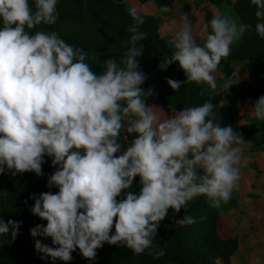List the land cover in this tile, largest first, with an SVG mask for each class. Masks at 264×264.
<instances>
[{
    "label": "clouds",
    "instance_id": "obj_1",
    "mask_svg": "<svg viewBox=\"0 0 264 264\" xmlns=\"http://www.w3.org/2000/svg\"><path fill=\"white\" fill-rule=\"evenodd\" d=\"M251 3L262 18L255 30L264 37V0ZM57 4L35 0L33 10L29 0H0V172L7 168L42 174L45 154L58 165L47 183L59 190L31 194V212L47 223L35 225L30 233L51 237L56 245L36 239L42 259L69 261L78 247L94 260L105 242L123 243L136 254L147 249L159 258L165 249L157 248L152 238L169 208L179 212L200 195L213 206L231 197L240 178V149L235 145L242 138L231 125L216 121L211 100L175 109L164 119L155 105L146 103L153 90L141 87L146 76L137 57L144 49L137 42L147 33L139 30L144 19L135 8L129 10L134 23L127 28L131 36L125 54L107 58L104 69L96 72L86 62L87 53L56 31H26L54 24ZM249 27L214 14L205 22L211 31L200 44L183 15L173 33L175 51L159 67L178 61L186 80L168 78V84L178 90L187 81H206L216 89L213 71ZM234 82L228 78L222 87L227 90ZM251 112L264 120V95L253 102ZM121 129L136 134L123 151ZM137 175L139 192L128 191L118 200ZM195 222L184 212L174 225ZM21 223L0 217V236L10 232L15 239Z\"/></svg>",
    "mask_w": 264,
    "mask_h": 264
},
{
    "label": "trees",
    "instance_id": "obj_2",
    "mask_svg": "<svg viewBox=\"0 0 264 264\" xmlns=\"http://www.w3.org/2000/svg\"><path fill=\"white\" fill-rule=\"evenodd\" d=\"M146 3L149 0H139ZM179 0H153L158 8L168 10ZM201 2L203 0H200ZM219 8L227 7L238 23L249 24L245 33L240 37L238 45L231 47L227 57H222L217 68L224 74L222 79L232 76L235 64L245 65L248 73L247 80L236 81L226 90L217 81L215 94H209L205 85L196 81H187L180 89H173L167 82L168 78L181 81L186 80V74L179 62H173L166 69H161L159 63L166 55L174 51L172 44L160 32L164 20L155 14L138 13L144 19L139 30L147 33V37L137 42V47L143 46L144 51L137 57L139 69L146 79L141 85L144 90L151 88L152 95L146 103L162 107L170 111L184 107L202 104L211 100L215 105L216 121L222 126H235V104L251 97L255 101L264 95V37L255 30V25L262 18L255 15L257 6L251 0H209ZM197 2V0H195ZM30 7L35 9V0H29ZM58 19L54 24H39L26 31L34 34L38 30L56 31L67 43L83 49L87 53L86 62L93 71L104 69L103 62L109 57L120 59L129 46L131 33L128 26L134 23L130 15L132 7L124 0H58ZM214 15L205 14L204 22H209ZM224 16V15H222ZM211 31L210 28L206 29ZM204 42V41H203ZM221 79V80H222ZM226 102V104L221 103ZM165 106V107H163ZM252 131L259 134L256 143H264V120L254 118ZM259 123V124H258ZM135 133H128L121 129L118 141L125 150ZM264 145V144H263ZM256 148V146H255ZM75 150V149H73ZM83 151V149H80ZM114 155H119L115 153ZM58 165L52 164V157L45 154L42 163V174L34 170L13 172L5 169L0 172V217L5 221L13 219L22 221L18 234L12 239L11 233L0 236V264H216L221 260L230 264L232 257L239 251L238 237L223 238L218 231L220 213L236 208L237 199L234 194L227 201H221L219 206H213L205 195H200L189 201L185 208L174 212L169 208L166 217L160 222L157 234L152 238L157 248H164L165 254L154 258L148 250L136 254L123 243L109 244L105 242L96 250L94 260L84 257L77 247L72 252V259L63 261L60 258H41L42 253L35 249V240L56 247L51 237H33L30 228L37 224H46L47 220L31 212L34 200L31 194L41 192H57L58 187H49L47 180ZM140 177L137 175L129 189L122 190L117 199L124 197L128 191L139 192ZM184 212L195 217L193 224L175 226L174 220ZM203 218V219H201ZM115 219V218H114ZM114 226L112 231L114 232Z\"/></svg>",
    "mask_w": 264,
    "mask_h": 264
},
{
    "label": "crops",
    "instance_id": "obj_3",
    "mask_svg": "<svg viewBox=\"0 0 264 264\" xmlns=\"http://www.w3.org/2000/svg\"><path fill=\"white\" fill-rule=\"evenodd\" d=\"M206 11L209 12V10ZM205 14L203 16V22L205 19ZM204 38L202 39V41L204 40ZM213 75L215 78H222L224 76V74L218 68L213 71ZM230 78H233L235 82L240 80H247L248 73L245 70L244 65L235 64L233 66L232 76ZM253 102L254 101L252 98H245L242 102L237 103L234 106L236 117L235 126L238 128V136L242 138V141L235 145L240 149V161L238 165L240 168V178L237 182V186L232 190V194H234L235 198L237 199V206L236 208L228 210L227 215L225 214L226 212H222L220 213V215L224 219H227V221L229 220L228 217H233V220L236 222H231L229 226L236 224L238 221H241L244 224L245 221H249V219L247 218L249 214H252L253 216L258 215L259 218H254L256 222L255 226L257 228L255 243H258L257 238L264 239V145L262 143L255 144V142L252 141L249 137L243 135L244 130H252L255 128L253 126V120L255 116L251 112ZM223 104H226V102H223ZM239 107H241L243 111L240 112ZM158 108L159 107L156 106L154 110H157ZM171 113L173 114V111H171ZM160 119H164V117H161ZM261 223H263V225H261ZM250 225L251 223L249 222V226ZM230 235L231 234H226L225 236H223V238H229L227 236ZM261 241V243L252 247L248 241L239 239V251L232 257L231 261L233 262V258L239 256L242 251L244 252V254L241 258H246L248 250L251 251V256L254 257V259L259 258L261 254H264V240ZM241 243H243L242 245H244L243 248H241ZM256 246L258 250L254 249V247Z\"/></svg>",
    "mask_w": 264,
    "mask_h": 264
},
{
    "label": "rangeland",
    "instance_id": "obj_4",
    "mask_svg": "<svg viewBox=\"0 0 264 264\" xmlns=\"http://www.w3.org/2000/svg\"><path fill=\"white\" fill-rule=\"evenodd\" d=\"M124 1H126V3L129 4L132 8H135L138 13L155 14L164 20V23L160 27V31L163 37L172 44L174 51H175V47H174L173 33L181 26L183 15L187 16L189 23L192 25L193 34L196 36L197 42L200 44H203L204 40L202 41V39L206 36L205 22H203V16L205 12L210 13L212 15L213 14L224 15L227 16L230 20L237 21V19L234 17L233 14H231V12L226 6L219 8L217 4H212L209 0H203L202 2L200 0H197V2H195L194 0H179L175 2V4L172 6V8H170V10L168 9L164 10L161 7L158 8V5L155 4L153 0H149L146 3H143L139 0H124ZM206 10H209V12ZM239 40L240 38L234 40L231 47L238 45ZM242 65L244 64L242 63ZM221 79L222 78H216V81L221 82L223 84L226 80L224 79L221 80ZM198 83L205 85V90L209 94H213V93L215 94L216 90L211 88V86L206 81H200ZM161 108L162 107H159L157 110H155L160 118L161 117L166 118V116L172 115L170 109L166 110L165 108L164 109ZM239 110L240 112L243 111L241 107H239ZM243 135L249 137L255 143H256V139H259L258 132L249 129L244 130ZM233 198L235 199V195L233 196ZM225 214L227 215L228 213L226 212ZM219 216H220V221L218 223V231L222 237L225 236L226 234H231L230 236L232 237H235L234 235H236L238 239H244V241H248L252 247L261 243L262 242L261 240H264L263 238L262 239L257 238L258 243H255L257 228L255 226L256 222L254 218H259L258 215L257 216H253L252 214H249L248 216L246 215L249 221H245L244 224L241 221H238L236 224H233L232 226H229V224L231 222H236L233 220V217L231 216L228 217L229 220L227 221V219H224L221 215ZM249 222L251 223L250 226H249ZM261 225H263V223H261ZM230 236L227 237L230 238ZM242 244L243 243H241V248L244 247V245ZM254 249L258 250L257 246L254 247ZM243 254L244 252L242 251L241 254L237 257H234L233 262L231 261L230 263L231 264H264V254H261L259 258L254 259V257L251 256V251L248 250L247 257L242 259L241 257ZM217 261L220 262H217L216 264H224L221 260H217Z\"/></svg>",
    "mask_w": 264,
    "mask_h": 264
}]
</instances>
